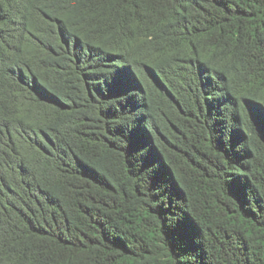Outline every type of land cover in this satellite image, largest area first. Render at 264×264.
<instances>
[{"label":"trees","instance_id":"obj_1","mask_svg":"<svg viewBox=\"0 0 264 264\" xmlns=\"http://www.w3.org/2000/svg\"><path fill=\"white\" fill-rule=\"evenodd\" d=\"M0 264H264V0H0Z\"/></svg>","mask_w":264,"mask_h":264}]
</instances>
